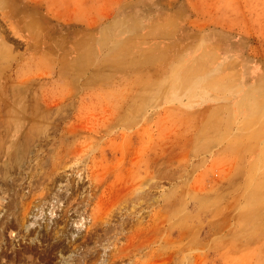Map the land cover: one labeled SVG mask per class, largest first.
Masks as SVG:
<instances>
[{"label":"rangeland","instance_id":"1","mask_svg":"<svg viewBox=\"0 0 264 264\" xmlns=\"http://www.w3.org/2000/svg\"><path fill=\"white\" fill-rule=\"evenodd\" d=\"M222 25L264 45V0H0V264H264V85Z\"/></svg>","mask_w":264,"mask_h":264},{"label":"crops","instance_id":"2","mask_svg":"<svg viewBox=\"0 0 264 264\" xmlns=\"http://www.w3.org/2000/svg\"><path fill=\"white\" fill-rule=\"evenodd\" d=\"M196 21L195 15H191L188 25V30L191 32V50L196 45L195 43L200 39H207L209 34L206 31L200 32L198 30L200 26H196ZM204 26L203 30H206V25ZM220 27L219 31L217 29L210 30L213 33L215 31L220 33L219 43L212 46L215 52L219 53L217 65L226 72L235 70L239 78H243V82L246 81V86L260 87L264 85V61L258 60V57L263 54L264 45L257 36L258 34L255 32L240 33L228 25ZM204 46H208L206 42Z\"/></svg>","mask_w":264,"mask_h":264}]
</instances>
